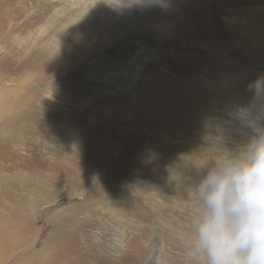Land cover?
Segmentation results:
<instances>
[{
	"label": "bare ground",
	"instance_id": "bare-ground-1",
	"mask_svg": "<svg viewBox=\"0 0 264 264\" xmlns=\"http://www.w3.org/2000/svg\"><path fill=\"white\" fill-rule=\"evenodd\" d=\"M27 6L32 12L21 24L35 38L19 52L22 59L15 65L12 81L17 90L53 77L59 81L21 99L13 100L16 91L2 94L0 164L17 157L14 140L25 134L58 135L57 128L47 125L55 116L64 127L75 117V122L98 123L107 132L122 135V122L135 115L141 124L148 121V131L164 138L163 145L187 144L190 152L198 147L195 140L206 150L214 139L237 146L255 129L264 128V96L254 98L248 87L264 76V0L0 1V10L13 11L18 21ZM190 7L195 10L196 27L181 32L179 13ZM133 148L118 154L110 168L116 178L131 164ZM45 167L48 171L38 170L61 185L50 188L53 198L47 185L43 190L34 186L40 182L38 170L32 175L17 170L0 173L3 182L13 181L0 186V264H94L81 253L88 240L75 206L51 220L57 224L41 247H35L37 208L50 199L58 202L66 193L75 195L62 185L72 189L80 171L64 157ZM185 171L183 166L160 172L174 199L180 195V176ZM13 174L23 175L24 181L19 183ZM101 235L92 233L97 242ZM97 242L92 244L98 248ZM123 243L115 238L106 247L114 250ZM169 258L174 261V254L169 252Z\"/></svg>",
	"mask_w": 264,
	"mask_h": 264
},
{
	"label": "rangeland",
	"instance_id": "rangeland-1",
	"mask_svg": "<svg viewBox=\"0 0 264 264\" xmlns=\"http://www.w3.org/2000/svg\"><path fill=\"white\" fill-rule=\"evenodd\" d=\"M27 7L29 9L19 21L14 20L13 11L5 14L0 10V17L2 16V21L4 20L0 28V69L3 68L0 70V99L4 92L11 90L16 91V98L13 100L21 99L50 83L59 81L53 77L18 90L12 81L15 76V65L22 59L18 57L19 52L25 48V45L30 46L31 39L35 38L30 29L21 24V20H25L32 12L31 8ZM194 11V8L190 7L179 13L178 20L181 22L178 21L177 28L182 26L181 32L191 31L196 27ZM74 119L75 117L64 127L62 120L56 116L52 117L47 125L50 129L57 128L58 135L35 137L32 134H25L14 140V150L17 153L15 161L0 164V173L7 175L16 170L32 175V172L41 167H43L42 171H48L45 166L48 163H57L62 157L71 167H79L80 178L78 177L73 183L75 186L71 189L65 183L62 185V188L64 186L67 191L76 193L75 195L66 193L58 198V202L56 198L54 200L49 198V202H44L37 208L33 225L35 238L32 237L35 247H41L50 229L57 224V222L51 223V220L64 216L71 206H75L79 211L78 220L84 221L81 226L82 235L88 240L87 248L81 250V253L92 259L94 264H192L183 240V234L187 230L190 203L189 186L183 182L195 178L190 163L200 164L207 157L213 156L221 140H212L210 150H206L201 141L195 140L198 147L190 152L191 147L187 144L163 145L164 138L153 131H148L146 126L148 121L141 124L136 121L135 115L122 122L125 127L122 133L124 136L107 132L104 125L98 123L90 125L85 120L75 122ZM100 122L104 124L102 120ZM127 123L129 126H126ZM113 126L116 127L115 124ZM174 139L182 140L179 137ZM223 141L221 143L226 147H235L234 142ZM129 147H134L132 162L127 164L122 174L116 178L110 168L115 164L118 154ZM1 157L0 154V159ZM40 161H43V164ZM24 162L28 167L23 165ZM13 163L17 167L11 168L10 164ZM183 166L187 171L180 176L183 182H180L179 186L182 189L180 195L175 196L174 199L172 193L168 192L169 184L161 180L159 175L164 168L177 169ZM38 171L40 182L37 185L33 183L34 186L38 190H43L45 189L43 186L47 185V193L53 198L50 188H60L61 185L54 178ZM12 177L19 183L24 181L21 174H13ZM7 183L13 181L3 182L0 179V186H6ZM91 184L93 187L87 188ZM97 191L100 193L95 194L94 192ZM97 231L102 234V240L99 242L92 237V233L95 234ZM115 238L122 239L123 247L114 245V250H110L106 244L109 246ZM94 242L98 243V248L96 245L93 246ZM169 252L174 254V261L169 258ZM150 259H153L152 263Z\"/></svg>",
	"mask_w": 264,
	"mask_h": 264
},
{
	"label": "clouds",
	"instance_id": "clouds-1",
	"mask_svg": "<svg viewBox=\"0 0 264 264\" xmlns=\"http://www.w3.org/2000/svg\"><path fill=\"white\" fill-rule=\"evenodd\" d=\"M264 96V76L249 84ZM187 230L192 264H264V128L233 148L192 164Z\"/></svg>",
	"mask_w": 264,
	"mask_h": 264
}]
</instances>
